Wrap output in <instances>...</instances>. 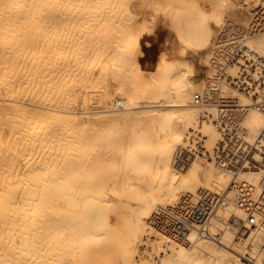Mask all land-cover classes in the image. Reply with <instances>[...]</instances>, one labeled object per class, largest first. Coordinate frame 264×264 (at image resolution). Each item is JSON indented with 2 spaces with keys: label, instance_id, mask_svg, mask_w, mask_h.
I'll return each mask as SVG.
<instances>
[{
  "label": "bare ground",
  "instance_id": "bare-ground-1",
  "mask_svg": "<svg viewBox=\"0 0 264 264\" xmlns=\"http://www.w3.org/2000/svg\"><path fill=\"white\" fill-rule=\"evenodd\" d=\"M0 264H264V0H0Z\"/></svg>",
  "mask_w": 264,
  "mask_h": 264
},
{
  "label": "rangeland",
  "instance_id": "rangeland-1",
  "mask_svg": "<svg viewBox=\"0 0 264 264\" xmlns=\"http://www.w3.org/2000/svg\"><path fill=\"white\" fill-rule=\"evenodd\" d=\"M136 12L139 19L148 18V13L145 11L137 9ZM147 36L148 37L142 42L143 56L141 59L144 66L150 67L157 54L167 48V31L163 26L158 25L156 29H154L153 35L149 34Z\"/></svg>",
  "mask_w": 264,
  "mask_h": 264
},
{
  "label": "built area",
  "instance_id": "built-area-1",
  "mask_svg": "<svg viewBox=\"0 0 264 264\" xmlns=\"http://www.w3.org/2000/svg\"><path fill=\"white\" fill-rule=\"evenodd\" d=\"M195 102L198 103L200 101V97L198 95H195L194 97ZM209 214V207L205 203L199 202L198 205L194 208V212H190V216L193 217L194 219L198 220L199 222L204 221Z\"/></svg>",
  "mask_w": 264,
  "mask_h": 264
},
{
  "label": "trees",
  "instance_id": "trees-1",
  "mask_svg": "<svg viewBox=\"0 0 264 264\" xmlns=\"http://www.w3.org/2000/svg\"><path fill=\"white\" fill-rule=\"evenodd\" d=\"M141 64L143 65V63H142V59H141ZM144 66V65H143Z\"/></svg>",
  "mask_w": 264,
  "mask_h": 264
}]
</instances>
